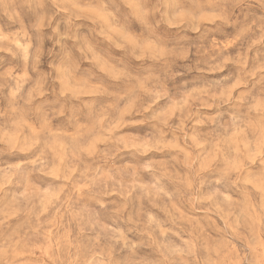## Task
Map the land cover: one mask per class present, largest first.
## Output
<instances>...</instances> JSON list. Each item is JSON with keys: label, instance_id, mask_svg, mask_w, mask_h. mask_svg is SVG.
Wrapping results in <instances>:
<instances>
[{"label": "clouds", "instance_id": "1", "mask_svg": "<svg viewBox=\"0 0 264 264\" xmlns=\"http://www.w3.org/2000/svg\"><path fill=\"white\" fill-rule=\"evenodd\" d=\"M0 264H264V0H0Z\"/></svg>", "mask_w": 264, "mask_h": 264}]
</instances>
